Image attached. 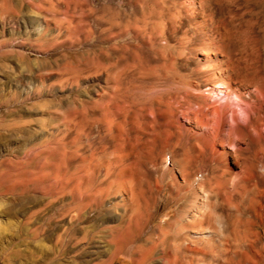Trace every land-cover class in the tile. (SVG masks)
<instances>
[{"label": "rangeland", "instance_id": "rangeland-1", "mask_svg": "<svg viewBox=\"0 0 264 264\" xmlns=\"http://www.w3.org/2000/svg\"><path fill=\"white\" fill-rule=\"evenodd\" d=\"M80 6L0 0V264H264V102L248 113L231 95L239 124L253 133L232 136L240 170L250 173L229 183L232 171L197 156L181 133L188 113L203 111L209 124L220 119L188 81L173 95L162 66H130L128 96L97 103L107 72H95L94 37L81 31ZM232 15L242 25L239 56L264 80V0H233ZM111 54L120 65L144 55L134 47ZM214 98L223 105L227 94ZM184 152L189 181L202 173L212 188H182L180 167L161 165L164 155ZM222 174L226 184L217 188ZM78 181L80 192L88 183L97 196L79 212L68 210L73 197L64 190ZM130 185L129 201L121 196ZM204 193L212 201L205 208ZM202 213L206 240L188 246L183 237L194 239Z\"/></svg>", "mask_w": 264, "mask_h": 264}, {"label": "bare ground", "instance_id": "bare-ground-1", "mask_svg": "<svg viewBox=\"0 0 264 264\" xmlns=\"http://www.w3.org/2000/svg\"><path fill=\"white\" fill-rule=\"evenodd\" d=\"M88 6L90 7L88 8ZM80 11L82 33L90 32L94 37L95 72L101 73L103 70L107 72L105 77L107 89L103 90L97 103L100 106L104 105L105 95L109 101L116 99L118 96H128V90L126 94V87L123 88V83L132 81L128 77L130 66H150L151 64L153 67L162 66L163 73L160 78L166 84L164 86H167V89L173 95L180 92L185 82L188 81L199 93V101L207 105L209 109L210 107L215 108V111L219 113L220 119L216 124L205 122L202 118L205 113L201 114L203 111L195 114L188 113L185 117V129L182 128L184 130L181 133H185L188 136L187 140H193L191 146L197 156L199 155L202 159L203 157L206 158V161L208 160L230 169L232 177L229 183L238 182L244 176L245 171L243 170H246L247 167H245L246 169L243 167L244 169L240 170V153L234 146H230L232 136L241 130L242 132L246 130L251 136L253 131L249 128V124L247 126L239 124L241 117L235 109H232L231 95L243 103L246 111L250 113L251 110L254 111L257 106L264 102V80L257 67L249 65L250 59L248 57H246L248 59L245 62L239 56V34L241 33L242 25L232 15L233 0H81ZM90 16H92L93 20L89 25L88 19ZM161 38L164 41H161ZM132 47L138 52L143 50L144 55L138 57L139 61L136 59L133 61L127 60L124 61L123 65H120L118 59L116 63H111L114 60L112 52L121 50V48L131 49ZM105 59L111 63L109 64L111 67H107L108 63L106 64L107 66L105 65ZM251 60L254 63L253 59ZM256 65L258 66V64ZM176 66H179L181 71L177 70ZM123 75H126V80H124ZM138 77L140 81H146L145 76L138 75ZM223 89L224 93L227 94V100L223 105H220L218 100H216L217 97L214 98V96L218 95V90L221 91ZM133 90L135 89L133 88ZM187 92L189 93V91L185 90L186 94H188ZM227 111L232 112L233 124L228 123L226 120ZM172 157L170 159V156L164 155L161 159V165L167 167L171 164H177L180 167L183 174V180L179 181L180 187L200 189L207 185L206 182L211 187L212 182L210 181V183L209 179L202 173L189 181V171L186 166L189 162L188 159L191 157L187 152L179 155L174 153ZM110 162L111 159L108 160V164ZM98 165L99 163L95 164V166ZM80 166L84 175L89 176V165L83 162ZM249 169L253 168L250 167ZM124 174H126V171ZM223 175H219L215 179L216 185L214 186H217V188L226 184ZM67 187L64 190L72 193L73 197V201L70 203L71 207L68 210L79 212L82 206L97 197L96 193L89 191L93 186L88 183L84 186L85 191L83 190V192H80L81 185L79 181L72 187ZM134 191L136 190H134L132 185L124 188L121 198H127L129 201L133 200ZM79 192L83 195L82 197ZM203 195L204 208L211 206L212 201L208 194L204 193ZM137 199L139 198L137 197ZM205 217V214L202 213V217L199 218L202 227L196 231V235L193 236L194 239L191 241V239L187 240L186 237H183V243L189 246L190 243L205 242L208 233V228L204 227L203 224L206 220ZM119 248L120 246L117 250ZM174 254L176 255V253ZM172 255L170 254V256Z\"/></svg>", "mask_w": 264, "mask_h": 264}]
</instances>
